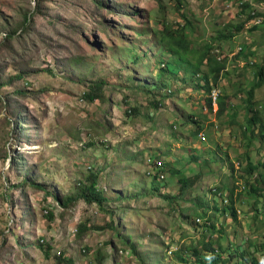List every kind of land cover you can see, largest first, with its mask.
<instances>
[{"label":"rangeland","instance_id":"374dc122","mask_svg":"<svg viewBox=\"0 0 264 264\" xmlns=\"http://www.w3.org/2000/svg\"><path fill=\"white\" fill-rule=\"evenodd\" d=\"M180 1L191 50L211 44L210 56L227 61L219 86L210 78L223 116L207 104L206 62L196 76L159 78L171 57L154 30L182 28L177 0H0V264H59V252L72 264H195L193 248L206 242L231 250L228 264H239L242 248L264 264V183L243 170L248 157L264 160V84L255 74L264 65V0ZM243 3L263 18L260 29L244 23ZM101 82V99H85ZM159 158L164 180L147 174ZM91 172L108 203L60 206L55 196L75 197ZM183 177L195 183L180 194ZM216 187L236 198L238 222L227 223L230 205ZM81 224L90 230L80 236Z\"/></svg>","mask_w":264,"mask_h":264},{"label":"trees","instance_id":"16d2710c","mask_svg":"<svg viewBox=\"0 0 264 264\" xmlns=\"http://www.w3.org/2000/svg\"><path fill=\"white\" fill-rule=\"evenodd\" d=\"M178 4L176 5V9L179 13H181L183 21H184V25L182 26L181 29L178 30H172L170 27L164 26L163 30L160 31H156L154 30V33L159 37L158 38V46L161 48V50L163 52H167L170 55V59L167 60H162V65L163 68L161 69V75L159 76V78L162 77L163 73H168L170 75H179V73H181L182 71L185 72V75L187 76H196L197 72L199 71V69L201 68L200 66L206 62L207 63V67H208V72L207 74H204L200 80H202V82H205L204 88L208 91V93L211 91V87H210V78L213 82L212 86H219V83L222 80V77L224 75V73L227 70V61L223 60V62H218L214 56H210V50L212 49V45L211 44H206L205 46H203L202 51L198 52L195 50V48H192L191 50V46L193 45V42H191L189 40V37L186 36V32H185V28H189L191 26V22L190 20L187 18L186 15H184L183 13V5L181 4L180 0H177ZM252 6L249 3H245L242 6V12L241 14H247V18L245 20L244 23H249L252 19L255 18V16H253L252 12H247L248 9L251 10ZM259 16V15H258ZM29 21V16H25L24 19V23H28ZM260 25V24H259ZM244 28V24H241L240 26L237 27V31H241ZM253 30H258L260 29L258 27V25H254ZM224 39L225 36H223V32L219 33L218 37H217V41H221V39ZM194 46V45H193ZM245 51L243 48L241 50V52L239 53V55L242 54V52ZM220 52V50H219ZM246 52V51H245ZM244 52V53H245ZM194 53L195 55H197L198 57V61L196 63H192V61L188 60L189 54ZM248 54H245V56L250 54V51L247 52ZM258 72L255 73L256 77H257V83L256 86L260 87V85L264 84V65L260 66L258 68ZM101 83H95L93 84V86L91 87L90 92L85 93L84 98L87 99L90 102H94L96 100H100L101 99ZM148 87H156V88H165L166 85L162 83L158 86V84L153 85V84H146L143 85V88L146 89ZM147 90V89H146ZM151 92L148 91V94L150 95ZM154 93V91H153ZM249 99L252 98V92L249 93ZM218 111H217V115L218 116H223L226 112V104L225 102H223L221 99L218 100ZM151 105L153 106H157L159 104H157L154 100L150 102ZM207 104L210 107V109H212V103H211V99H207ZM248 106L251 108V100L247 101ZM250 112H252V108L251 110H249ZM129 114L131 113H135V109H130ZM128 115V114H127ZM250 125H254L256 123V120L254 118L250 119ZM246 131L248 132L249 129H246ZM195 135V134H194ZM242 167V165H241ZM255 169H258L257 167H255V165H253V163H251L250 158L248 157V164L247 166L243 169L244 172L246 173L247 176L250 177V175H252V173L254 172ZM246 176V177H247ZM154 179H157V177H154ZM98 181H99V177L97 176V173L94 174L93 172H91V174L87 177V182L84 186H80L79 190L77 191V195L75 197H69L66 200H60V198L58 196H55V199L57 201V203L64 207V208H68L72 203L77 202L78 200H83L86 203L89 204H97L98 206L102 207L105 203H108V198L105 196L104 191L100 190L98 187ZM180 184H181V189H180V194L183 192V190L185 191L186 189H190L193 185H194V180L190 179V178H180ZM260 182L264 183V175L261 174L259 177ZM36 186V188L40 189V190H44V187L38 184H33ZM249 194L251 192H257L260 191L258 186H254V185H250L249 187H247ZM227 191L234 193V189H228ZM212 192L213 193H219L222 192V190L219 187L216 188H212ZM45 194L47 196H51V194L49 192H45ZM230 215L233 218V220L237 221L238 219V215H237V210L234 207V201H233V197H230ZM49 219L53 220V215L49 214ZM211 222L210 220H207V222L205 223L207 226L209 224H211V226H208V229L215 231V224L209 223ZM105 229V228H103ZM88 230H90V228L87 227L86 224H81V226L79 227L78 231H79V235L81 236L83 233L87 232ZM121 240H124L123 238H121ZM42 241V240H41ZM254 243H257V241H252ZM111 247H113L112 243L110 242ZM109 246V244H108ZM203 250L199 251L197 248H193V255L192 257H195V264H228L231 260L230 255L227 257L224 253L222 248L220 247V249H216L213 245L212 242H206L203 244ZM132 252L135 251V246L134 244H130V247ZM260 248L262 250H264V243L261 244ZM241 249V248H240ZM118 253L123 254V251L120 248L116 249ZM44 251V255L49 258L50 256V252L53 251V247L48 245L46 246V248L43 250ZM136 254V252H134ZM58 255L60 257H58L57 261L59 264L62 263H67V264H72L73 261L72 259L68 258L66 256V253L63 252H59ZM259 255V253H258ZM250 256V257H249ZM186 257V256H185ZM258 258H253L251 256V254H247V252L243 251L242 249V254L239 256V264H244V263H252V264H258L261 263L260 260V256H257ZM189 259V258H188ZM183 264H187L188 260L186 258H181Z\"/></svg>","mask_w":264,"mask_h":264},{"label":"clouds","instance_id":"9594fccd","mask_svg":"<svg viewBox=\"0 0 264 264\" xmlns=\"http://www.w3.org/2000/svg\"><path fill=\"white\" fill-rule=\"evenodd\" d=\"M243 4H245V3H243ZM243 4H242V6H243ZM253 14V13H252ZM253 16H255V18L254 19H252L249 23L250 24H252V23H255V19L257 18H261V20H263V18L261 17V16H258L257 15V13H256V15H253ZM259 24H261V23H259ZM259 24H254V25H259ZM241 50H242V48H240L239 50H238V52L237 53H240L241 52ZM220 53V52H219ZM214 89V88H213ZM213 89H211V91L213 90ZM211 91L208 93V95H207V97L209 98V99H211L210 98V93H211ZM220 98V97H219ZM211 103H212V100H211ZM218 105H219V103H217V109H216V112L218 111ZM212 108L215 110V108L213 107V104H212ZM246 130V129H245ZM262 135H264V134H262ZM202 138H203V136L202 135H200ZM264 139V138H263ZM158 160H161V161H163L162 160V158L160 159H158ZM157 160V161H158ZM235 161H233V165H235L236 163H234ZM163 165H164V167H163V170H165V162L163 161ZM241 163L240 162H238V164H237V169H240L241 168ZM255 167H257L258 169H255L254 170V172L252 173V175H250V181L251 182H256L257 180H259V178L258 177H260V175L261 174H264V160H263V162L262 163H259V164H257ZM259 167H261V168H263V170L261 171V172H257V171H259L260 169H259ZM162 170V171H163ZM149 171V170H148ZM147 174H148V172H147ZM164 175V174H163ZM150 176H153V175H150ZM165 176V175H164ZM254 176H256L255 178H253ZM153 177H157V176H153ZM242 178V177H241ZM256 178H257V180H256ZM164 179H165V177H164ZM164 179H162V180H164ZM157 180H160V179H158V177H157ZM243 189V188H242ZM247 189V185L245 184L244 185V189H243V191L244 190H246ZM213 193V192H212ZM214 195H215V197H217L218 199H220V201H221V203L222 204H224V205H230L231 204V202H230V197L232 196V197H234L233 195H231V196H227L228 198H224V196H223V194L221 193V192H219V193H214ZM236 199V198H235ZM234 198H233V201H234V207H235V209L237 210V215H238V217H239V213H240V211L237 209V207H236V205H235V203H236V200H235ZM224 200H228V202L227 203H224ZM255 214L254 213H251V215H250V218H253V216H254ZM197 219H200V218H197ZM231 219V220H230ZM230 219L227 221V223H231V222H237L238 221V219H237V221H235V220H233V218L232 217H230ZM201 220V219H200ZM207 220H209V219H206L205 220V222H204V224L207 222ZM196 222H197V220H196ZM203 222V221H202ZM202 222H197V223H202ZM209 223H211V222H208V224ZM208 226H211V224H209ZM243 249V248H242ZM230 251L231 250H229L227 253L228 254H225L227 257L230 255ZM244 264H251V263H244Z\"/></svg>","mask_w":264,"mask_h":264},{"label":"built area","instance_id":"2783aa9c","mask_svg":"<svg viewBox=\"0 0 264 264\" xmlns=\"http://www.w3.org/2000/svg\"><path fill=\"white\" fill-rule=\"evenodd\" d=\"M253 15H256V12H253ZM256 19H255L256 24L261 23V18H259L260 20H258L257 22H256ZM209 96L212 100L213 107L216 110L217 109V103H218V100L220 97V92L217 89H213ZM148 166L151 168V170L148 171V175L157 176L158 179H160V180L164 179L165 176L162 174V170L164 167L163 161L158 160V161H155L154 163H152V165H148ZM255 177L256 176H254L253 178H255ZM242 188L244 189V186H242ZM227 202H228V200H224V203H227ZM197 222H201V220L197 219Z\"/></svg>","mask_w":264,"mask_h":264},{"label":"crops","instance_id":"0c3cea01","mask_svg":"<svg viewBox=\"0 0 264 264\" xmlns=\"http://www.w3.org/2000/svg\"><path fill=\"white\" fill-rule=\"evenodd\" d=\"M240 219H241V217L239 216V217H238V221H239ZM238 221H237V222H238ZM229 223H230V222H229Z\"/></svg>","mask_w":264,"mask_h":264}]
</instances>
